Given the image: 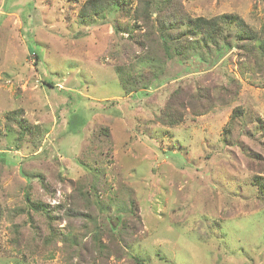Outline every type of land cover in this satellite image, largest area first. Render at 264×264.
<instances>
[{"label":"rangeland","instance_id":"rangeland-1","mask_svg":"<svg viewBox=\"0 0 264 264\" xmlns=\"http://www.w3.org/2000/svg\"><path fill=\"white\" fill-rule=\"evenodd\" d=\"M86 1L0 0V264H264V69L217 42L135 89L154 27L116 10L83 18ZM176 5L264 25V0ZM169 96L181 101L171 126L158 119ZM13 116L35 134L20 138ZM25 193L62 239L44 244L47 219Z\"/></svg>","mask_w":264,"mask_h":264},{"label":"trees","instance_id":"trees-1","mask_svg":"<svg viewBox=\"0 0 264 264\" xmlns=\"http://www.w3.org/2000/svg\"><path fill=\"white\" fill-rule=\"evenodd\" d=\"M179 0H138V5L132 9V0H87L83 5L80 16L93 17L102 14L107 10H116L118 15L130 17L134 26L137 20L146 27H154L156 37L154 40L155 50L153 57H150L149 71L132 80L134 88H146L150 81L162 71V63L165 59L173 57L185 58L193 53H199L201 59L207 53L215 50L217 42L223 46L234 43L238 49L243 50L245 58H253V64L257 69H264V25L260 31L255 29L236 14L225 13L212 18L202 16L189 17L175 6ZM155 16L153 17V13ZM182 26V27H181ZM118 29V26H115ZM132 29V28H131ZM127 30V29H126ZM230 46V45H229ZM214 48V49H213ZM161 57L160 61L155 57ZM119 82L126 92L134 89L127 87V78L119 69L117 71ZM47 85H50L46 82ZM175 89L172 94H176ZM206 94V93H205ZM167 99L164 107L158 116L159 121L164 125H175L181 121V112L178 109L181 101L172 100V96ZM199 97H208V94ZM190 100V99H189ZM13 120L18 125L19 137H31L35 134L32 126L29 125L21 116H13ZM264 172V169L258 171ZM251 183L258 192H262L263 179L258 173L251 177ZM86 195L89 192L85 193ZM83 195V193H82ZM25 210L43 214L47 219L48 232L43 236L44 244H48L55 239H62V233L53 227L55 215L39 201L30 199L25 193ZM84 203V202H83ZM85 204V203H84ZM66 214H85L78 209H67ZM16 231V230H15ZM107 236L112 237L113 230H107ZM93 247L97 249L99 255L105 253L107 246L102 241L100 230L92 235Z\"/></svg>","mask_w":264,"mask_h":264}]
</instances>
